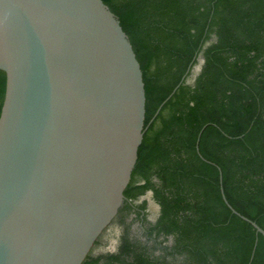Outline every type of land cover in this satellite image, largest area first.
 Segmentation results:
<instances>
[{"label":"trees","instance_id":"obj_1","mask_svg":"<svg viewBox=\"0 0 264 264\" xmlns=\"http://www.w3.org/2000/svg\"><path fill=\"white\" fill-rule=\"evenodd\" d=\"M102 2L142 72L143 138L116 216L136 212L142 239L123 232L82 264H264V238L221 194L264 231V0ZM4 92L0 71V111ZM147 193L153 223L130 204Z\"/></svg>","mask_w":264,"mask_h":264},{"label":"water","instance_id":"obj_2","mask_svg":"<svg viewBox=\"0 0 264 264\" xmlns=\"http://www.w3.org/2000/svg\"><path fill=\"white\" fill-rule=\"evenodd\" d=\"M0 71V264H82L143 138L132 46L102 0H0Z\"/></svg>","mask_w":264,"mask_h":264},{"label":"rangeland","instance_id":"obj_3","mask_svg":"<svg viewBox=\"0 0 264 264\" xmlns=\"http://www.w3.org/2000/svg\"><path fill=\"white\" fill-rule=\"evenodd\" d=\"M202 62V58L200 57L196 61L195 65L192 67L190 74L186 79V83L188 85H191L193 83L194 78L200 71ZM143 201L146 202V208L142 216L146 217L147 223H153L158 215V206L152 200L150 193L145 194L144 196L137 199L135 202H131L130 204L133 207H137ZM126 231L130 238L142 239L141 224L138 221V215L134 211L128 213L122 223L117 217L113 220V222L106 228V230L100 236L98 242L96 243L94 249L91 252V255L98 256L101 254L113 253L116 250L119 236Z\"/></svg>","mask_w":264,"mask_h":264}]
</instances>
